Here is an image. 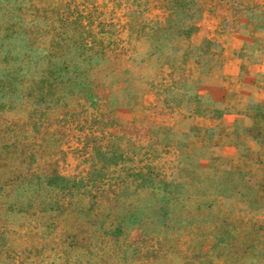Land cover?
Wrapping results in <instances>:
<instances>
[{
    "label": "rangeland",
    "instance_id": "rangeland-1",
    "mask_svg": "<svg viewBox=\"0 0 264 264\" xmlns=\"http://www.w3.org/2000/svg\"><path fill=\"white\" fill-rule=\"evenodd\" d=\"M253 1L191 0L183 10L172 0L129 6L90 2L88 10L103 31L115 30L105 40L130 46L131 74L120 73L124 62L115 61L118 71L108 63L103 68L108 94L123 83L128 89L112 94L100 108L103 114L117 111L122 125L132 129L117 139L129 158L103 173L105 163L88 160L78 148L79 134L59 121L63 106L45 120L49 133L40 141L43 158L34 164L35 176L20 179L27 167L1 151L0 264H264V160L245 152L240 121L233 137H223L225 121L215 118L216 111L240 114L244 108L226 111L211 87L223 65L217 36L228 29L247 30L245 17L254 29L264 26V8ZM139 20L149 25L176 21L180 30L196 29L138 39ZM5 44L11 49L21 40L5 38ZM143 58L146 68L140 70ZM18 94L7 95L6 107L0 103V149L32 124L35 104ZM96 104L93 97L91 106ZM52 162L61 175L80 181L71 193L45 185ZM151 170L153 179L147 177ZM101 174L100 209L129 222L130 231L119 243H102L109 222L93 225L88 213L87 186ZM10 176L17 181L7 182ZM58 200L67 206L54 212ZM69 235L72 245L64 240Z\"/></svg>",
    "mask_w": 264,
    "mask_h": 264
},
{
    "label": "trees",
    "instance_id": "trees-1",
    "mask_svg": "<svg viewBox=\"0 0 264 264\" xmlns=\"http://www.w3.org/2000/svg\"><path fill=\"white\" fill-rule=\"evenodd\" d=\"M92 1L0 0V62L3 63L0 68V103L6 107L7 95L14 94L16 90V93H20L17 97L35 104L31 112L32 124L25 128L24 135L12 139L0 149V154L2 151L9 156L15 155L27 167L24 173H19L20 179L37 174L34 164L38 162V157L43 158L39 154L40 141L46 139L49 133L44 131L48 129L45 120L58 106H63L59 121L62 120L69 127L71 134H79L78 141L81 143L78 148L88 160L98 158L97 162L105 163L103 173L111 164L118 165L129 158L128 152L120 150L117 139L132 129L122 125L117 111L103 114L100 108L107 99H111L112 94L126 92L128 89L123 83L108 94L103 80L106 76L103 75V68L108 63L114 65V71H118L115 61L124 62L126 65L121 64L120 73L131 74L128 64L130 46L115 45L113 38L105 40L107 34L115 36V30L104 32L102 22L95 21V14L88 10ZM114 1L127 6L140 2ZM172 1L179 10L191 6V0ZM138 22L135 32L138 39L149 38L151 35L159 37L168 33V30L173 35L192 34L196 29V26H188L180 30L176 27V21L157 22L153 25L141 20ZM11 37H17L21 44L7 49L5 38ZM145 59L140 70L146 68L143 64ZM163 65L166 63L159 66L160 72L164 70ZM93 97L97 98L95 106H91ZM216 114L220 116L222 112L217 110ZM128 126L136 127L134 122H128ZM133 131L141 133L137 127ZM113 155L117 160L111 158ZM55 163L50 164V170L43 176L45 185L64 195L71 193L80 181L69 180L61 175ZM153 176H156L154 172L149 171L147 177L153 179ZM104 180L101 174L92 180L91 186H87L90 195L88 213L93 225L105 220L109 222V226L104 228L102 243H119L129 233L130 226L128 220L105 214L100 209L99 200L103 193L100 184ZM15 181L17 179L13 176L7 178L9 183ZM65 206V200H58L52 210L58 212ZM64 240L72 245L73 238L70 235Z\"/></svg>",
    "mask_w": 264,
    "mask_h": 264
},
{
    "label": "crops",
    "instance_id": "crops-1",
    "mask_svg": "<svg viewBox=\"0 0 264 264\" xmlns=\"http://www.w3.org/2000/svg\"><path fill=\"white\" fill-rule=\"evenodd\" d=\"M252 4L264 8V0H255ZM242 20L247 25V30L240 31L239 34L235 30L228 29L222 33V36H217L224 47L223 65L221 73H215L212 78L211 87L216 93L214 97L223 101L228 109L226 111H231V108L238 106L240 110L244 108V111L240 114L222 113L215 118L218 121H225V134H223L225 138L228 133L231 137L234 136L232 134L235 133L237 121L243 123L245 131L241 135L242 139L245 137V152L252 154L256 161L260 160L263 164L264 26L254 29L251 27L252 23L249 18L245 17ZM232 40L236 44H233ZM241 50H243L242 53H240ZM216 80H218L217 83ZM227 121L232 122L227 124Z\"/></svg>",
    "mask_w": 264,
    "mask_h": 264
}]
</instances>
